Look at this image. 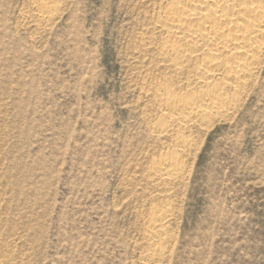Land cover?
Here are the masks:
<instances>
[{
  "label": "rangeland",
  "instance_id": "obj_1",
  "mask_svg": "<svg viewBox=\"0 0 264 264\" xmlns=\"http://www.w3.org/2000/svg\"><path fill=\"white\" fill-rule=\"evenodd\" d=\"M169 1L0 0V264H264V53L163 124L162 94L222 86L164 53Z\"/></svg>",
  "mask_w": 264,
  "mask_h": 264
},
{
  "label": "bare ground",
  "instance_id": "obj_2",
  "mask_svg": "<svg viewBox=\"0 0 264 264\" xmlns=\"http://www.w3.org/2000/svg\"><path fill=\"white\" fill-rule=\"evenodd\" d=\"M160 21L175 37V41L163 44L173 65L181 68L188 54L206 48L207 55L202 56L203 63L197 71L199 79L209 82L220 77L222 83L219 88L201 92L194 101L168 92L162 94L163 124L191 121L199 115L230 108L236 101L235 93L247 86L264 53V0H170ZM174 160L164 159L154 169L162 177L176 175L178 166ZM165 217V212L158 213L153 228L161 226Z\"/></svg>",
  "mask_w": 264,
  "mask_h": 264
}]
</instances>
